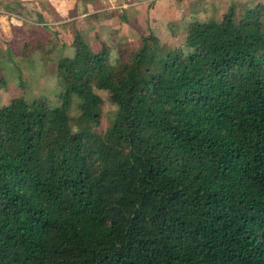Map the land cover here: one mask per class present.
Segmentation results:
<instances>
[{
	"label": "trees",
	"instance_id": "trees-1",
	"mask_svg": "<svg viewBox=\"0 0 264 264\" xmlns=\"http://www.w3.org/2000/svg\"><path fill=\"white\" fill-rule=\"evenodd\" d=\"M185 32L165 56L152 34L115 57L76 35L58 105L0 108V264H264V4ZM99 91L116 112L86 149L68 111L96 127Z\"/></svg>",
	"mask_w": 264,
	"mask_h": 264
},
{
	"label": "rangeland",
	"instance_id": "rangeland-1",
	"mask_svg": "<svg viewBox=\"0 0 264 264\" xmlns=\"http://www.w3.org/2000/svg\"><path fill=\"white\" fill-rule=\"evenodd\" d=\"M209 1V3L204 4L202 0H194L192 3H196L197 6L194 8L192 4L193 11L191 12V6L187 8V1H183L182 3V1L179 0L178 4L182 6L181 9H184V12L176 10V12H178L175 14L176 18H174L172 22L163 23L159 27L156 25L153 27L154 31L149 29L147 24L143 22L141 23L140 31L128 37H120L112 33L107 37L104 36V38H106L103 39V42L95 41L94 43L87 41L94 40L93 37L88 39H84L81 35L80 37L90 50L94 52L102 49V43L109 47H113L110 54L111 57H115L123 50L127 52L137 51L141 48L142 37L152 34L159 41L158 46L160 50L157 52H159L161 56L171 53L175 54L176 52H182L188 55L190 50L184 48L185 30L187 25L193 20L201 22L211 20L219 21L230 6H233L236 13L240 15L247 7L251 8L257 3L264 4V0ZM196 10L199 13H197ZM15 11H18V9L16 8ZM29 16L31 17V15ZM30 17L24 18L28 19L26 21L28 24L26 30H23V25L15 22L17 26L11 25V27L12 30L16 29L18 32H30L34 37L41 36L40 40L45 41V44L41 46L39 51L33 53H30L27 49L20 51L19 48H16L17 46H14L13 49L9 48L7 42L11 38V35L6 36L5 33H9L10 23L0 20V80L3 79L5 83L0 88V108L9 105L10 102L16 98H23L28 103L34 100H45L49 106H56L59 104L56 66L59 59L73 55V45L72 49H69L70 46L65 49L64 42L63 44L61 43V41H64V38H60L61 40H59L58 31L49 30L51 25L48 24H39L38 27L34 25L35 20H31ZM182 17L184 18L182 19ZM35 26L38 27L37 30L32 29V27ZM42 27L54 33V35H49L47 33L43 34L44 31H41ZM111 38H114L112 41L116 40L118 44L116 42L115 44L110 43ZM97 43L99 44L97 45ZM97 94L103 102L101 105L102 114L100 123L96 125V127H89L83 122L75 106H72L68 111L72 130L83 136L82 144L86 149L90 147L91 141L97 138V134L102 135L109 128L116 112V106L111 103L106 92L99 91Z\"/></svg>",
	"mask_w": 264,
	"mask_h": 264
},
{
	"label": "crops",
	"instance_id": "crops-1",
	"mask_svg": "<svg viewBox=\"0 0 264 264\" xmlns=\"http://www.w3.org/2000/svg\"><path fill=\"white\" fill-rule=\"evenodd\" d=\"M181 1H187L191 12L192 6H197L192 3L194 0ZM202 1L204 4L210 2ZM178 3L179 0H0V20L10 23L9 33H5L9 36L11 25L17 26L15 23L23 25V30H26L28 19L24 18L31 15L34 25H51L54 31L59 32V40L64 38L61 41L64 48L70 46L72 49L76 35L84 39L93 37L94 40H87L91 43L103 42L112 33L120 37L135 35L143 22L154 31V26L172 22L178 11L184 12Z\"/></svg>",
	"mask_w": 264,
	"mask_h": 264
}]
</instances>
